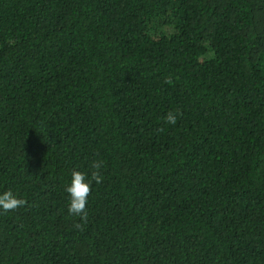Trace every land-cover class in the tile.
<instances>
[{
    "label": "trees",
    "instance_id": "1",
    "mask_svg": "<svg viewBox=\"0 0 264 264\" xmlns=\"http://www.w3.org/2000/svg\"><path fill=\"white\" fill-rule=\"evenodd\" d=\"M7 188L0 264H264V0H0Z\"/></svg>",
    "mask_w": 264,
    "mask_h": 264
},
{
    "label": "clouds",
    "instance_id": "2",
    "mask_svg": "<svg viewBox=\"0 0 264 264\" xmlns=\"http://www.w3.org/2000/svg\"><path fill=\"white\" fill-rule=\"evenodd\" d=\"M166 122L174 124L176 116L169 112L166 115ZM101 164L93 162L90 165L89 172H84L74 168L70 172L69 179L64 185L63 191L66 193L67 214L73 218H79L81 221L87 219V205L93 184L102 182L100 173ZM26 201L21 198L17 192L11 188L0 191V212H14L24 207Z\"/></svg>",
    "mask_w": 264,
    "mask_h": 264
}]
</instances>
